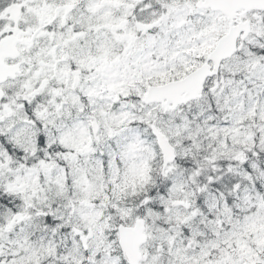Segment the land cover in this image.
<instances>
[{"label":"snow or ice","instance_id":"snow-or-ice-1","mask_svg":"<svg viewBox=\"0 0 264 264\" xmlns=\"http://www.w3.org/2000/svg\"><path fill=\"white\" fill-rule=\"evenodd\" d=\"M0 264H264V0H0Z\"/></svg>","mask_w":264,"mask_h":264}]
</instances>
